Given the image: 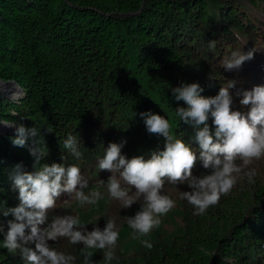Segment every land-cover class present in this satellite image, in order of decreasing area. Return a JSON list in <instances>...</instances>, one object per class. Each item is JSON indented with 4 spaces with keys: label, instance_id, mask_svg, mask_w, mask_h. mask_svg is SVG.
Here are the masks:
<instances>
[{
    "label": "trees",
    "instance_id": "1",
    "mask_svg": "<svg viewBox=\"0 0 264 264\" xmlns=\"http://www.w3.org/2000/svg\"><path fill=\"white\" fill-rule=\"evenodd\" d=\"M212 40L214 49L209 47ZM253 48L258 49L254 58L239 70L223 69L233 51ZM166 49L186 54L205 71L201 68L195 77L167 64L157 69L151 60ZM0 79L15 80L23 92L9 98L0 91V121L40 129L49 150L41 163L75 164L86 180L94 181L91 178L101 171L98 161L90 170L91 161L102 158L110 142L122 140L126 143L121 153L128 159H150L164 149L165 138L147 132L139 113L149 111L165 116L172 134L199 156L194 129L175 111L187 106L174 99L171 89L181 82L209 81L213 88H204L201 95L214 97L218 86L227 87L229 80L238 81L230 89L235 92L261 85L264 0H0ZM231 108L247 110L235 104ZM208 124L214 132L211 117ZM69 134L80 138L79 160L63 147ZM13 137L14 133H0V204L7 208L19 204L10 178L15 166L35 171L29 152L32 139L17 147ZM254 165L249 166L256 171L254 182L242 178L204 215H194L193 206L184 203L181 234L168 239L155 233L148 239L153 244L150 250L142 244L134 250L116 248L117 259L111 264H264V169ZM206 171L197 159L192 174ZM169 185L165 181L164 187ZM70 198L67 194L58 198L49 221L64 215L59 206ZM10 219L0 213L4 232ZM4 232L0 264H24L19 254L2 247ZM50 245L76 257L75 264H84L82 245L63 238ZM91 260L105 264L100 250Z\"/></svg>",
    "mask_w": 264,
    "mask_h": 264
},
{
    "label": "clouds",
    "instance_id": "2",
    "mask_svg": "<svg viewBox=\"0 0 264 264\" xmlns=\"http://www.w3.org/2000/svg\"><path fill=\"white\" fill-rule=\"evenodd\" d=\"M209 47H216L215 40L209 41ZM257 50L233 51L230 58L223 61V69L239 70L246 61L254 58ZM237 83L236 80H229L227 87L221 86L214 97L201 95L204 89L198 82H181L171 89L174 99L183 101L187 106L177 107L175 111L180 121L194 129L199 156L172 134V126L165 116L142 112L139 115L147 132L165 138L164 149L153 152L147 160L143 156L128 159L121 153L126 141L110 142L103 157L98 159V168L111 175L106 184L101 180L96 188L87 193L84 189L89 187V182L81 175L77 165L41 163L49 150L43 137H40V129L36 126L27 128L19 122L0 121L5 127L14 129V146L25 147L32 139L29 152L35 158V171H26L21 164H17L10 176L14 188L18 190L19 204L12 208L0 204V213L4 217H13L7 221L6 232L0 224V232H4L2 247L9 254H19L24 264H75L76 257L50 245V242L63 238L72 245H82L84 264H93L91 257L95 250L103 252L105 264H111L117 259L115 250L120 238L115 220L108 218L103 229L94 226L91 230L79 215H56L49 221V212L56 207L62 194L73 198L80 207L98 205L104 199L101 187H106L108 198L118 201L124 209L142 200L139 210L126 219L132 238L141 239L158 228L162 223L161 217L176 205L174 199L163 193L165 181L188 186L190 190L183 191L180 198L193 206L194 215H204L209 207L217 205L221 197L228 195L242 178L246 177L249 183H253L256 171L249 166L253 161L264 158V85L237 91L236 96L241 97L240 105L247 110L234 111L230 89ZM210 117L214 132L208 124ZM79 143L80 138L78 140L72 134L63 143L64 149L77 160L83 155ZM197 159L208 170L207 174H192ZM128 188L135 191L130 193ZM141 244L149 250L153 247L148 239H141Z\"/></svg>",
    "mask_w": 264,
    "mask_h": 264
},
{
    "label": "rangeland",
    "instance_id": "3",
    "mask_svg": "<svg viewBox=\"0 0 264 264\" xmlns=\"http://www.w3.org/2000/svg\"><path fill=\"white\" fill-rule=\"evenodd\" d=\"M153 56V55H152ZM192 59L187 56L186 54L179 53L177 51L171 52L170 50H161L158 52L157 55H155L152 58V64L159 70H162L164 66H167L169 68L176 67L179 72H182L183 75L188 76L189 73L190 75L195 74L197 72H201L202 70L205 71L199 63H194L191 61ZM150 63V64H151ZM165 63V65L163 64ZM167 64V65H166ZM163 66V67H162ZM196 68L195 72L192 73V69ZM202 68V70H201ZM191 69V70H190ZM190 71V72H189ZM197 77V75L195 76ZM200 79V78H199ZM3 80V79H1ZM13 80V79H9ZM15 81V80H14ZM17 83V82H16ZM261 85H264V81L262 82ZM200 86L204 88H211L213 85H211V82L206 81L204 84L203 82L200 83ZM9 86H7L8 88ZM221 86H218V91L220 90ZM213 88V87H212ZM233 97V104L237 105L238 107H241L239 100L241 97H236V92L235 91H230ZM7 97L9 98H19L23 92H19L18 90H15L13 88H10L9 90H6ZM246 109V108H244ZM5 121V120H2ZM7 121V120H6ZM13 122V121H11ZM2 127V124H0V128ZM7 128V129H6ZM4 128L5 130L0 129V133H14V129L6 127ZM94 151L98 150V147L93 149ZM99 158H95L91 163L89 164V169H92V166L95 161H98ZM264 158L258 160V161H253L254 163L257 164L254 165L256 166V169L260 167L259 170L264 169ZM263 161V162H261ZM251 167V166H250ZM253 168V167H252ZM250 168V169H252ZM263 171V170H262ZM102 172H104L102 174ZM204 172L203 174H207ZM89 173V170L86 169V174ZM101 175H95L91 178V180L94 181H88L89 182V187L87 189H84V191L87 193L94 188L98 186L99 181L103 180L105 181V184L107 182L108 177L110 174L106 173V171H101L99 172ZM202 175V174H201ZM126 187V186H125ZM127 188V187H126ZM130 193H133L135 190L128 188ZM190 189L186 184L183 185H169L163 188V193L166 195H169L172 199L175 200L176 205L175 207L167 213V215L161 217L162 223L158 228L153 229L151 234L147 237H142L141 239H149L152 238L155 233H161L164 235L166 238L170 239L173 238V236L181 234L184 229V220L182 218L183 216V209L182 206L184 203H186V200L181 199V193L183 191H189ZM100 191L104 195V199L99 201L98 205L96 206H85V207H80L78 203L73 199L70 198L66 201L63 202L60 208V213L61 214H73V215H79L80 219L82 222H84L86 225L90 226H103L106 224V221L108 218H112L115 220L117 229L119 230L120 233V238L118 241V246L117 248L123 249V250H134L139 244H141V239H133L132 238V230L128 227L126 223V219L129 216H133L140 208V203L141 201H138L137 203L133 204L130 208L124 209L120 205V203L116 200H110L107 196V189L106 187H101ZM239 202V201H238ZM237 202V203H238ZM111 205H114V209L112 208ZM127 210V212H126ZM95 224V225H94ZM103 227H100L103 229Z\"/></svg>",
    "mask_w": 264,
    "mask_h": 264
},
{
    "label": "water",
    "instance_id": "4",
    "mask_svg": "<svg viewBox=\"0 0 264 264\" xmlns=\"http://www.w3.org/2000/svg\"><path fill=\"white\" fill-rule=\"evenodd\" d=\"M0 84H1L0 85V91L4 95H7L6 90H9L10 88H13L15 90H18L19 92H22V88L14 80H1L0 79ZM7 86H9V87L7 88ZM4 128H6V127L4 125H2V127L0 129L5 130Z\"/></svg>",
    "mask_w": 264,
    "mask_h": 264
},
{
    "label": "bare ground",
    "instance_id": "5",
    "mask_svg": "<svg viewBox=\"0 0 264 264\" xmlns=\"http://www.w3.org/2000/svg\"><path fill=\"white\" fill-rule=\"evenodd\" d=\"M1 85V84H0Z\"/></svg>",
    "mask_w": 264,
    "mask_h": 264
}]
</instances>
